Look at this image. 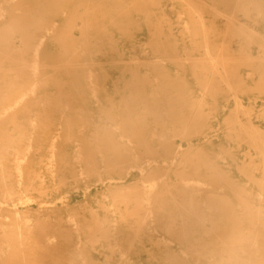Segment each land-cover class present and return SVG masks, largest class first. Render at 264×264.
Returning a JSON list of instances; mask_svg holds the SVG:
<instances>
[{
	"label": "bare ground",
	"instance_id": "bare-ground-1",
	"mask_svg": "<svg viewBox=\"0 0 264 264\" xmlns=\"http://www.w3.org/2000/svg\"><path fill=\"white\" fill-rule=\"evenodd\" d=\"M11 16L0 32V194L11 167L99 176L96 193L112 200L101 214L76 211L92 248L83 264H264V112L248 110L264 96V0H17ZM211 115L231 144L212 141ZM232 145L246 152L216 160ZM40 204L38 217L57 212ZM21 212L0 205V263L19 264L17 246L37 240L32 256L51 264L52 233L74 256L61 213L23 227Z\"/></svg>",
	"mask_w": 264,
	"mask_h": 264
},
{
	"label": "rangeland",
	"instance_id": "rangeland-1",
	"mask_svg": "<svg viewBox=\"0 0 264 264\" xmlns=\"http://www.w3.org/2000/svg\"><path fill=\"white\" fill-rule=\"evenodd\" d=\"M16 3L17 0H7L6 7L0 3V32L4 29H10L11 26L14 25V20L11 15L14 13ZM220 67V64H218L215 69ZM236 100L242 103L243 109H248L247 105L243 101L241 102L240 98ZM261 103H264V96L260 99V102L257 103L256 107L248 109L251 118L257 117L260 113L264 112V107ZM234 104V100L229 101V99L226 98L223 105L226 106L227 110H232L234 108ZM233 115L234 114L232 113L229 117H232ZM241 116L242 115L239 117ZM242 118L245 117L242 116ZM223 120L224 119H219L218 117L211 115L204 119L203 122L207 123L210 121H216L217 123L212 133L214 135L212 137V141L217 142L222 140L224 143L227 142L231 144L232 140L226 135L229 131L223 124ZM261 128L264 130V124L261 125ZM196 143L198 144V142H195L194 144ZM244 147L245 146L241 145H232L230 150H225L224 152L216 151L214 152V155L215 158H217L216 160L224 159L230 155L240 156L242 153L246 152ZM48 150H50V148L47 147L43 149V151H40L37 155V159H41ZM48 169H51V165L43 164L38 171L26 174L25 172L20 173L21 170L17 171L14 167L9 168L5 173L7 186L10 185L8 181L12 177L16 176V179L12 187H7L8 192H1L0 205H8L9 208H16L22 211L20 224L23 227L37 226L40 224V221H43V223L53 224L56 218L59 217L58 215L61 213L63 221H65L64 224L68 227L61 228L59 231L70 234L71 243H75L77 250L72 258L65 259L64 254L66 244L62 237V239L57 236L56 238H52L54 235L52 233V237L50 238L53 240V243L49 246L48 252L57 253L59 257L51 261V264H83L87 256L86 250L88 252L92 248L91 246L84 247L87 235L79 229L82 214L77 213L76 211L79 209V206L83 205L81 208L85 209V211L101 214L103 212V208L105 206L107 207L112 199L96 193L95 186H97L99 184V180H101L99 176L98 178L87 177L85 174L76 176L68 174V171L64 169H56L53 172H49ZM75 170H81V172H83L79 165H76ZM18 172L20 173V177L17 176ZM117 176L128 178L126 171L121 172ZM139 180L143 179H139V177L135 176L133 181L128 183H132L134 181L138 182ZM31 182L39 185L42 184L44 188L36 189L32 186V184H29ZM42 201L51 202V206H55V210L57 212H50L49 214H43L38 217L39 213H37V209L42 206V204H40ZM112 208L113 207H108V209ZM4 221L8 222L9 220L8 218H5ZM130 222L131 220L124 225ZM124 225L119 223L114 227L115 234L113 236L116 237V239L120 238L121 231L124 230L125 227ZM106 238H112L111 234L108 233L106 235L103 234L99 236L98 245L96 244V246L103 243L102 241H105ZM7 239L9 240V237H3V241H6ZM0 240H2V238ZM38 247L39 244L37 243V240L23 242L20 246H17L16 253L21 256L19 264H39L40 259L32 256L37 252ZM7 263V261H3L0 264Z\"/></svg>",
	"mask_w": 264,
	"mask_h": 264
}]
</instances>
